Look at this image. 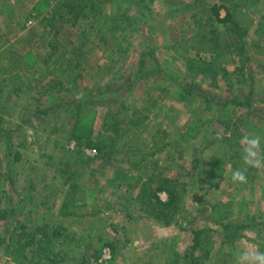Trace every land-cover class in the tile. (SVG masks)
<instances>
[{"label": "rangeland", "instance_id": "1", "mask_svg": "<svg viewBox=\"0 0 264 264\" xmlns=\"http://www.w3.org/2000/svg\"><path fill=\"white\" fill-rule=\"evenodd\" d=\"M44 1L0 0V56L18 60L14 82L0 71V105L14 112L5 134L0 123L11 138L0 264H185L192 249L198 264H234L226 244L264 252V168L231 179L245 168L242 137H264V0ZM54 14L58 33L44 20ZM235 23L251 59L223 40L215 63L202 37ZM237 98L252 107L235 110ZM167 181L182 195L170 226L153 212Z\"/></svg>", "mask_w": 264, "mask_h": 264}, {"label": "trees", "instance_id": "2", "mask_svg": "<svg viewBox=\"0 0 264 264\" xmlns=\"http://www.w3.org/2000/svg\"><path fill=\"white\" fill-rule=\"evenodd\" d=\"M51 1H55V0H45L44 2L46 4H49ZM224 2H225V0H224ZM230 2H235V0H227L226 3L230 4ZM85 5H86V3H85ZM84 7L85 6H79V8H83V9H84ZM223 8H225V7H223ZM214 10H215V13L217 11L216 16L218 18H220V15L218 12V6H216ZM226 10H227V16L225 19L224 18L219 19L220 22H227V20H230L233 18L232 13L228 7L226 8ZM61 16H63V15H61ZM44 20H45V23L47 24L46 25L47 27H50L53 31L58 33V30L56 27V23H57L58 19L55 16V14L52 15L50 19H44ZM228 32H229V35H226V36L222 37L221 39L213 37V35L209 36V37H202L200 44L202 45V47H204L205 52L212 55V57L214 58L213 61L215 63L219 62L222 59L224 60L223 54L228 51L227 49L231 48V51H229V53L236 55L234 57V59L237 60L238 56L242 57L243 64H245L246 61H249L251 59V55L250 56L248 55L247 58L245 57V55H247V53L245 51L244 43L241 42L242 41V36H241L242 29L240 30L236 26V23H235L228 28ZM242 34H243V32H242ZM223 40H225L227 49H225L224 51H220L219 50L220 47L218 45V42L220 41V42L224 43ZM229 44L232 46H229ZM7 53L4 52L0 56V60L7 58L10 62V66L9 67L0 66V71L2 72L1 73L2 75H5L6 81L9 82V79H10L11 81L14 82V80H15L14 73L17 71L18 66L17 65L12 66L11 63L13 60H15V62H18V60L12 58L13 56L10 58L9 56H7ZM13 55H14V52H13ZM20 61H22V60L20 59ZM188 68L191 69V65H189V63H188ZM230 104L234 105L235 110H237L238 107H242V106H248L250 108L252 107V103L249 99H246V101H241L240 99L237 98V99L230 101ZM105 126H107L108 129L111 128L113 131L112 133L114 135H118L120 123L118 120H116V118L113 117L112 122H106ZM89 145L90 144H87V146H89ZM77 146L79 148L84 147L82 140L77 139ZM160 190L165 191V193L167 195V199H166V201H161L160 199H157V203L155 204L153 212L155 213L157 219L160 220L164 226H166V225L170 226V225H172V222H173L172 221L173 216L176 213H178L179 209L181 208L180 204L182 202V195L179 193L178 189L174 185L171 184L170 181H167L166 184H163V187H161ZM236 231H238V229ZM43 243L44 242H42V241L40 242V247L43 245ZM46 243H47V241H45V244ZM199 244H200L199 238L196 236L195 240H194V248L199 247ZM43 248L45 250L48 249L47 247H43ZM194 252H196V250L192 249L191 253L184 257L185 264H198L199 263V258H196V254ZM95 253H96L94 255L95 261H98L99 260L98 252L95 251ZM52 261H53V258H52Z\"/></svg>", "mask_w": 264, "mask_h": 264}, {"label": "clouds", "instance_id": "3", "mask_svg": "<svg viewBox=\"0 0 264 264\" xmlns=\"http://www.w3.org/2000/svg\"><path fill=\"white\" fill-rule=\"evenodd\" d=\"M264 137L255 133H249L241 140V160L245 165L244 169H236L231 174L234 183H247V169L264 168V151L261 144ZM224 251L234 258V264H264V252H260L254 245L245 248H233L231 245H225Z\"/></svg>", "mask_w": 264, "mask_h": 264}, {"label": "crops", "instance_id": "4", "mask_svg": "<svg viewBox=\"0 0 264 264\" xmlns=\"http://www.w3.org/2000/svg\"><path fill=\"white\" fill-rule=\"evenodd\" d=\"M7 53V56H9L10 58L13 56V51H5ZM4 61H6V65H4V67H9L10 66V62L7 58L3 59ZM3 65V64H2ZM5 79V77H4ZM1 100L2 99H6V94H2L1 95ZM0 123L2 124L1 125V128H2V132L1 134H5V129L8 130L5 126H9L11 125V122H10V118H11V115L14 113L10 112L11 109L9 107H7L6 105H0ZM17 111V110H15ZM11 144V138L9 136H6L5 137H2L0 138V146L2 147V149L4 151H8L9 150V145ZM1 153V152H0ZM6 153V152H5ZM5 155V154H4Z\"/></svg>", "mask_w": 264, "mask_h": 264}]
</instances>
